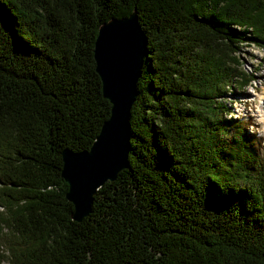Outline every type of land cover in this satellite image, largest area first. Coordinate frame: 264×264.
Instances as JSON below:
<instances>
[{"label": "trees", "instance_id": "16d2710c", "mask_svg": "<svg viewBox=\"0 0 264 264\" xmlns=\"http://www.w3.org/2000/svg\"><path fill=\"white\" fill-rule=\"evenodd\" d=\"M133 12L128 167L75 222L61 153L109 118L94 42ZM249 40L264 0H0V263L264 264V144L223 101Z\"/></svg>", "mask_w": 264, "mask_h": 264}, {"label": "water", "instance_id": "95a60500", "mask_svg": "<svg viewBox=\"0 0 264 264\" xmlns=\"http://www.w3.org/2000/svg\"><path fill=\"white\" fill-rule=\"evenodd\" d=\"M147 44L135 12L98 29L93 57L103 97L111 110L89 150L65 149L61 153V178L68 186L66 199L73 206L72 221L87 217L98 190L128 167L130 114L138 96Z\"/></svg>", "mask_w": 264, "mask_h": 264}, {"label": "rangeland", "instance_id": "374dc122", "mask_svg": "<svg viewBox=\"0 0 264 264\" xmlns=\"http://www.w3.org/2000/svg\"><path fill=\"white\" fill-rule=\"evenodd\" d=\"M248 37H252V34H248ZM236 59L241 69L238 71L249 75L251 80L239 90L236 88H233V91L228 90L224 96L226 107L232 103L233 112L235 111L227 118L236 115L245 117L253 124L250 129L262 137L264 143V44L254 41L244 43L237 52ZM0 264L10 263L4 260Z\"/></svg>", "mask_w": 264, "mask_h": 264}, {"label": "bare ground", "instance_id": "6f19581e", "mask_svg": "<svg viewBox=\"0 0 264 264\" xmlns=\"http://www.w3.org/2000/svg\"><path fill=\"white\" fill-rule=\"evenodd\" d=\"M264 98V97H263ZM262 103V102H261ZM264 103V102H263ZM263 105V104H262ZM263 107V106H262ZM233 114L235 113V111L234 112H232ZM231 113V114H232ZM238 116H240V115H236V116H234L233 118H238ZM264 116V115H263Z\"/></svg>", "mask_w": 264, "mask_h": 264}]
</instances>
